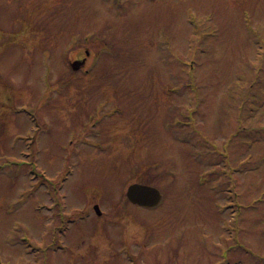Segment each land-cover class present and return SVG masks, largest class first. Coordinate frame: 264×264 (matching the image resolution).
<instances>
[{
    "label": "rangeland",
    "instance_id": "1",
    "mask_svg": "<svg viewBox=\"0 0 264 264\" xmlns=\"http://www.w3.org/2000/svg\"><path fill=\"white\" fill-rule=\"evenodd\" d=\"M0 264H264V0H0Z\"/></svg>",
    "mask_w": 264,
    "mask_h": 264
},
{
    "label": "water",
    "instance_id": "2",
    "mask_svg": "<svg viewBox=\"0 0 264 264\" xmlns=\"http://www.w3.org/2000/svg\"><path fill=\"white\" fill-rule=\"evenodd\" d=\"M79 65L78 62L73 64L75 69ZM128 197L132 202L145 207H154L162 200V194L157 188L140 184H134L129 187Z\"/></svg>",
    "mask_w": 264,
    "mask_h": 264
},
{
    "label": "trees",
    "instance_id": "3",
    "mask_svg": "<svg viewBox=\"0 0 264 264\" xmlns=\"http://www.w3.org/2000/svg\"><path fill=\"white\" fill-rule=\"evenodd\" d=\"M78 57H80V55H78Z\"/></svg>",
    "mask_w": 264,
    "mask_h": 264
}]
</instances>
